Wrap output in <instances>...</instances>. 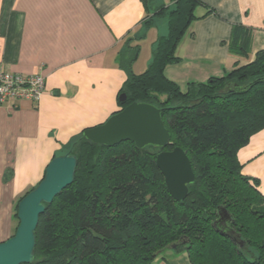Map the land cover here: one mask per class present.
Instances as JSON below:
<instances>
[{"label":"trees","instance_id":"16d2710c","mask_svg":"<svg viewBox=\"0 0 264 264\" xmlns=\"http://www.w3.org/2000/svg\"><path fill=\"white\" fill-rule=\"evenodd\" d=\"M143 1L151 8L152 0ZM170 2L151 8L145 23L166 18L167 34L148 69L128 74L119 94L127 100L119 105L146 102L163 110L171 135L165 151L184 150L195 174L188 197L179 203L168 193L156 164L160 151L132 142L94 145L84 130L56 155L76 156L78 167L74 183L40 217L33 264H154L172 245L191 264H264V197L238 161L240 149L264 129V50L226 77L190 83L183 92L165 69L180 63L176 50L204 4ZM251 43V32L236 26L231 51L247 57ZM126 58L124 65L134 59ZM28 193L16 202L17 227L18 204ZM220 208L230 220L218 224Z\"/></svg>","mask_w":264,"mask_h":264},{"label":"crops","instance_id":"0c3cea01","mask_svg":"<svg viewBox=\"0 0 264 264\" xmlns=\"http://www.w3.org/2000/svg\"><path fill=\"white\" fill-rule=\"evenodd\" d=\"M200 1L198 19L176 50L180 63L165 69L183 92L190 83L226 77L264 50V0ZM162 3L172 7L152 0L151 8ZM151 8L143 0H0V71L45 78L40 101L0 105V243L14 235L18 199L74 137L121 110L128 74L148 69L167 34L166 18L145 23ZM236 26L251 32L247 57L230 49ZM129 54L134 59L124 65ZM238 161L264 197V129L240 149ZM154 264L191 263L186 253L168 251Z\"/></svg>","mask_w":264,"mask_h":264},{"label":"water","instance_id":"95a60500","mask_svg":"<svg viewBox=\"0 0 264 264\" xmlns=\"http://www.w3.org/2000/svg\"><path fill=\"white\" fill-rule=\"evenodd\" d=\"M125 94L119 96L125 103ZM163 110L154 104L134 102L113 114L106 122L88 128L83 138L91 144L114 148L132 142L138 150L153 148L160 151L156 164L165 179L170 196L183 203L189 195V187L195 182V174L187 154L179 147L165 151L171 145V135L163 120ZM78 159L70 153L53 158L45 170L39 185L29 192L18 204V227L15 234L0 243V264H33L35 261L36 230L40 217L48 206L69 186L74 183ZM218 224L230 220L229 213L219 210ZM243 247L244 243H238ZM172 245L169 251H177ZM165 253V252H164Z\"/></svg>","mask_w":264,"mask_h":264},{"label":"built area","instance_id":"2783aa9c","mask_svg":"<svg viewBox=\"0 0 264 264\" xmlns=\"http://www.w3.org/2000/svg\"><path fill=\"white\" fill-rule=\"evenodd\" d=\"M45 92V78L40 75H23L0 71V105L7 100L40 101Z\"/></svg>","mask_w":264,"mask_h":264},{"label":"rangeland","instance_id":"374dc122","mask_svg":"<svg viewBox=\"0 0 264 264\" xmlns=\"http://www.w3.org/2000/svg\"><path fill=\"white\" fill-rule=\"evenodd\" d=\"M67 150V149H66ZM39 185V183L38 184H36V185H34V186H31L30 188H28V192H30L31 190H33L34 188H36L37 186ZM27 193V192H26ZM25 193V194H26ZM25 194H23V195H25Z\"/></svg>","mask_w":264,"mask_h":264}]
</instances>
